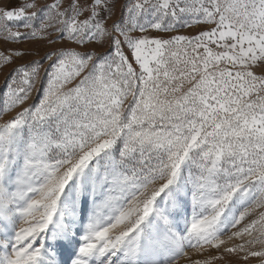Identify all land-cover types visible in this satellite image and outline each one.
I'll return each mask as SVG.
<instances>
[{
  "label": "snow or ice",
  "instance_id": "obj_1",
  "mask_svg": "<svg viewBox=\"0 0 264 264\" xmlns=\"http://www.w3.org/2000/svg\"><path fill=\"white\" fill-rule=\"evenodd\" d=\"M5 72L0 264H264V0H0Z\"/></svg>",
  "mask_w": 264,
  "mask_h": 264
},
{
  "label": "rangeland",
  "instance_id": "obj_2",
  "mask_svg": "<svg viewBox=\"0 0 264 264\" xmlns=\"http://www.w3.org/2000/svg\"><path fill=\"white\" fill-rule=\"evenodd\" d=\"M180 34H195V30H189V29H185L182 33ZM6 75V72L5 73H0V87L3 86V83H4V76Z\"/></svg>",
  "mask_w": 264,
  "mask_h": 264
}]
</instances>
